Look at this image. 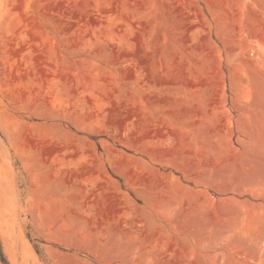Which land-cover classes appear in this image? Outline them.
Segmentation results:
<instances>
[{
	"label": "rangeland",
	"instance_id": "obj_1",
	"mask_svg": "<svg viewBox=\"0 0 264 264\" xmlns=\"http://www.w3.org/2000/svg\"><path fill=\"white\" fill-rule=\"evenodd\" d=\"M247 67L264 0H0V264H264Z\"/></svg>",
	"mask_w": 264,
	"mask_h": 264
},
{
	"label": "crops",
	"instance_id": "obj_2",
	"mask_svg": "<svg viewBox=\"0 0 264 264\" xmlns=\"http://www.w3.org/2000/svg\"><path fill=\"white\" fill-rule=\"evenodd\" d=\"M247 89L242 92V128L250 132H264V72L247 67Z\"/></svg>",
	"mask_w": 264,
	"mask_h": 264
},
{
	"label": "trees",
	"instance_id": "obj_3",
	"mask_svg": "<svg viewBox=\"0 0 264 264\" xmlns=\"http://www.w3.org/2000/svg\"><path fill=\"white\" fill-rule=\"evenodd\" d=\"M0 246H1V243H0ZM3 253H1V255H2ZM3 256V255H2Z\"/></svg>",
	"mask_w": 264,
	"mask_h": 264
}]
</instances>
